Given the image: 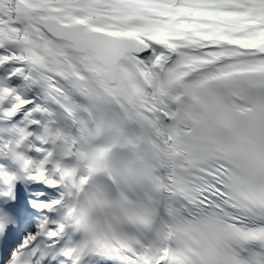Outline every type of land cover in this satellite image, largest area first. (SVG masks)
Masks as SVG:
<instances>
[{
  "label": "snow or ice",
  "instance_id": "obj_1",
  "mask_svg": "<svg viewBox=\"0 0 264 264\" xmlns=\"http://www.w3.org/2000/svg\"><path fill=\"white\" fill-rule=\"evenodd\" d=\"M0 264H264V0H0Z\"/></svg>",
  "mask_w": 264,
  "mask_h": 264
}]
</instances>
